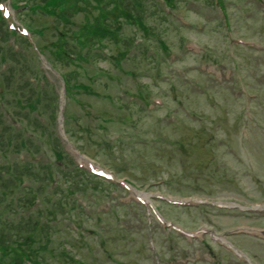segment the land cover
<instances>
[{
  "label": "rangeland",
  "instance_id": "rangeland-1",
  "mask_svg": "<svg viewBox=\"0 0 264 264\" xmlns=\"http://www.w3.org/2000/svg\"><path fill=\"white\" fill-rule=\"evenodd\" d=\"M221 1L231 2L234 35L264 45V0ZM2 4L12 15L0 19V124L14 121L17 129L0 136V244L15 246L33 263L37 256L40 264H152L148 237L160 264H177L201 240L164 229L122 185L92 176L69 151L56 125L62 85L69 143L117 179L175 199L264 202V120L245 121L237 92L247 81L264 96V52L225 44L216 0ZM180 15L201 28L179 27ZM12 22L26 27L28 36L10 28ZM35 46L54 74L39 64ZM228 49L233 57L224 60ZM22 167L28 187L11 174ZM160 200L153 198L189 231L264 227L259 212ZM122 203L126 207L117 208ZM240 241L264 264L263 240ZM11 254L0 247V264H16Z\"/></svg>",
  "mask_w": 264,
  "mask_h": 264
},
{
  "label": "bare ground",
  "instance_id": "bare-ground-1",
  "mask_svg": "<svg viewBox=\"0 0 264 264\" xmlns=\"http://www.w3.org/2000/svg\"><path fill=\"white\" fill-rule=\"evenodd\" d=\"M136 195H138L140 198L148 199V194H141V193L137 192Z\"/></svg>",
  "mask_w": 264,
  "mask_h": 264
}]
</instances>
